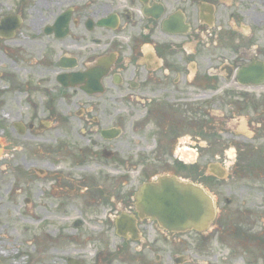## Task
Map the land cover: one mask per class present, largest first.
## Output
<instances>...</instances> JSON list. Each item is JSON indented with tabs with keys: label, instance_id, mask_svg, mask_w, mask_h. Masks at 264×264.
<instances>
[{
	"label": "flooded vegetation",
	"instance_id": "1",
	"mask_svg": "<svg viewBox=\"0 0 264 264\" xmlns=\"http://www.w3.org/2000/svg\"><path fill=\"white\" fill-rule=\"evenodd\" d=\"M261 40L264 0H0V78L19 106L12 100L8 115L20 133L25 121L39 130L57 122L62 149L77 121L87 140L76 148L79 162L114 170L107 177L124 184L110 197L111 213L125 220L119 264H264V210L219 209L216 197L213 223L226 235L215 238L258 241L222 253L210 251L214 224L170 231L136 199L162 174L205 185L212 163L264 166ZM105 255L114 256L102 249L94 264Z\"/></svg>",
	"mask_w": 264,
	"mask_h": 264
},
{
	"label": "rangeland",
	"instance_id": "2",
	"mask_svg": "<svg viewBox=\"0 0 264 264\" xmlns=\"http://www.w3.org/2000/svg\"><path fill=\"white\" fill-rule=\"evenodd\" d=\"M260 34L262 37L263 33ZM13 88L6 76L0 78V264H70L68 257L77 258L82 264H94L101 248L108 255L114 254L110 260L105 255V264H119L122 251L118 247L122 239L116 232L117 215L111 210L117 208L110 197L122 193L124 184L114 183L107 177V172L114 170L101 167V162H79L76 148L78 143L87 140L78 136L77 121L63 149L58 147L60 128L55 121L41 122L48 127L40 130V122H34V129H29L30 121H25L26 130L20 133L15 128L18 121L8 115L19 107L14 100L17 94L13 95L17 90ZM210 144L206 153L208 161L213 157L210 151L216 150L214 143ZM119 145L121 141L116 142ZM228 154L231 157L234 152L229 150ZM255 162V158H248L246 163L229 169L228 177L218 182L206 172L203 183L219 196V209L264 210V166ZM181 176L187 180L194 178L187 174ZM227 198L231 199L230 203ZM78 219L83 220L80 226L75 225ZM216 226L217 222L209 230L213 235L211 252L226 253L235 247L242 249L248 242L258 243L256 240L241 243L242 236L237 238L235 234L219 240L215 234L225 236L226 233L225 230L217 232ZM260 226L258 223L254 229L259 231ZM263 234L264 224L262 237ZM52 237L55 242L49 240ZM203 260L217 264L222 257Z\"/></svg>",
	"mask_w": 264,
	"mask_h": 264
},
{
	"label": "water",
	"instance_id": "3",
	"mask_svg": "<svg viewBox=\"0 0 264 264\" xmlns=\"http://www.w3.org/2000/svg\"><path fill=\"white\" fill-rule=\"evenodd\" d=\"M213 171L219 177H224L226 173L220 168H213ZM137 204L140 209L148 211L162 226L173 231L191 229L203 231L210 226L216 216L214 196L206 188L180 180L175 175H163L156 181L142 185L137 193ZM124 224L125 220L119 217L117 219L119 234L125 233ZM132 224L134 225V221ZM70 261L75 262L71 259Z\"/></svg>",
	"mask_w": 264,
	"mask_h": 264
},
{
	"label": "bare ground",
	"instance_id": "4",
	"mask_svg": "<svg viewBox=\"0 0 264 264\" xmlns=\"http://www.w3.org/2000/svg\"><path fill=\"white\" fill-rule=\"evenodd\" d=\"M49 240L51 241V242H55L56 241V239L55 238H49Z\"/></svg>",
	"mask_w": 264,
	"mask_h": 264
}]
</instances>
